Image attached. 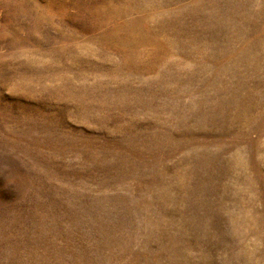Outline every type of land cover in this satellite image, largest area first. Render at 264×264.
<instances>
[{"label":"rangeland","instance_id":"374dc122","mask_svg":"<svg viewBox=\"0 0 264 264\" xmlns=\"http://www.w3.org/2000/svg\"><path fill=\"white\" fill-rule=\"evenodd\" d=\"M0 264H264V0H0Z\"/></svg>","mask_w":264,"mask_h":264}]
</instances>
